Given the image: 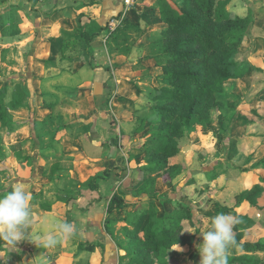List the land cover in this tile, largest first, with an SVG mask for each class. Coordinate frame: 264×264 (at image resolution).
I'll return each instance as SVG.
<instances>
[{"label":"rangeland","instance_id":"rangeland-1","mask_svg":"<svg viewBox=\"0 0 264 264\" xmlns=\"http://www.w3.org/2000/svg\"><path fill=\"white\" fill-rule=\"evenodd\" d=\"M158 4L159 0H134L125 17L121 10L108 23L88 26L92 33L107 24L93 41L87 43L79 36L76 42L67 41L63 50L66 34H79L74 11L68 13L67 23L55 24L49 33L41 27L42 17L53 8L39 10L31 0H0V13L15 6L20 18L18 35L2 38L0 34V85L9 84L7 100L16 84L29 90L12 111L22 128L10 131L0 126V194L16 186L30 191L31 221L53 212L57 220L75 228L71 208L79 213L89 210V199L82 208L76 200L101 178L107 181L103 187L107 195L121 192L125 198L123 207L105 213L101 222L113 218L117 238H127L123 223L147 201L136 193L142 178L138 166L145 164V155L128 158L145 144V131L136 133V128L139 118L150 114L149 93L161 86L162 70L155 63L153 47L160 34L153 14ZM85 10L92 17L100 6L93 2ZM226 10L250 21L239 56L241 75L225 84L233 96L221 103L223 115L204 127L199 123L197 131L188 129L180 139L181 152L174 162L182 172L172 182L161 179L159 193L198 206L201 230L211 228L217 214H231L239 221L233 228L235 241L248 234L264 243V183L259 178L264 177V0H229ZM254 110L260 116L252 115ZM251 115L253 122L247 121ZM98 118L104 125L96 123ZM115 181L120 182L119 190L110 191ZM251 198L262 208L254 206ZM44 202L53 203L51 210H44ZM155 204L161 216L173 209L161 199ZM198 227L193 223V231ZM202 242L200 232L192 245L176 250L181 264H199ZM234 254L247 253L238 246L236 253L229 250L230 258ZM249 255L264 264V251Z\"/></svg>","mask_w":264,"mask_h":264},{"label":"trees","instance_id":"trees-1","mask_svg":"<svg viewBox=\"0 0 264 264\" xmlns=\"http://www.w3.org/2000/svg\"><path fill=\"white\" fill-rule=\"evenodd\" d=\"M229 0H182L174 5L169 0H159L154 8V20L160 34L153 40L156 51L155 63L161 68V86L149 93L151 101L150 114L139 118L137 132H144L145 144L137 152L129 153V161L136 159L138 154L145 155V164L138 166L142 178L137 182V195L144 197L146 203L138 207L128 225L124 227V241H118L120 261L122 264H181L178 253L173 247L192 245L201 231L198 206L170 198L159 193L158 179L172 182L182 172V166L171 164L170 158L181 152L180 139L188 129L197 131L200 126H206L212 120H218L223 115L221 103L231 99L232 93L225 88L226 82L241 75L239 71V56L248 38L250 21L236 13L226 10ZM19 8L11 7L0 13V34L2 38L19 34ZM85 14L77 16L78 35L66 34L63 42L65 49L67 41H78L79 36L90 43L100 31L87 32L83 29ZM109 21H107L108 23ZM49 64L51 60L47 61ZM27 86L15 85L10 100L9 84L0 85V126L16 131L23 123L13 119L15 111L22 103V98L28 93ZM30 106V103H26ZM260 116L257 110L252 115ZM247 121L253 122V116ZM112 123L115 124L113 118ZM66 128V126L64 127ZM148 128V129H147ZM202 135V134H201ZM117 144V141L114 140ZM114 143V144H115ZM115 144V145H116ZM118 145V144H117ZM99 177L95 176V180ZM262 183L264 177L259 176ZM97 184L92 188L96 189ZM262 192V190H261ZM1 196V194H0ZM162 203L173 206L164 215L158 214L155 204ZM252 199V198H251ZM254 206L257 201L252 199ZM125 204L123 193L116 192L109 200L107 214L119 210ZM50 203L42 207L51 209ZM193 223L199 225L196 232L192 230ZM104 229L114 237L115 220L106 218ZM243 234L235 245L230 248L233 253L237 247L247 253L240 256H228L232 264H260V261L249 254L264 251V243L254 241ZM84 244H80L83 247ZM97 244L88 243L91 251ZM6 250L0 246V255ZM122 251L124 253H122ZM128 257L123 258V257Z\"/></svg>","mask_w":264,"mask_h":264},{"label":"crops","instance_id":"crops-1","mask_svg":"<svg viewBox=\"0 0 264 264\" xmlns=\"http://www.w3.org/2000/svg\"><path fill=\"white\" fill-rule=\"evenodd\" d=\"M33 5L36 4L39 10L45 8H53L50 10L48 15L42 17V29L48 30L52 33L53 26L55 24L62 25L64 22L70 20L68 13L74 11L76 13V18L79 14H85L83 19V29L89 32L88 26L94 23L100 25L104 22L109 21L113 16L119 13L123 8V0H118V5L114 6L113 2L115 0H31ZM97 2L100 6V11L92 14V17L87 13L85 8ZM86 27V28H85ZM93 33V32H92ZM94 53V50H91ZM96 62V61H95ZM94 65V64H93ZM97 88V85L94 84ZM103 120L98 118L96 120L97 124L104 125ZM95 132L93 143L96 144L99 140V135ZM94 135V133H93ZM91 159V158H90ZM176 156L170 158V163L174 162ZM98 180V179H97ZM98 186L96 189L84 190L80 199L76 200V205L80 208L84 207L83 201L87 200L91 203L89 210H84L79 213L80 210L71 208L73 219L77 222L75 227V234L69 238L58 237L60 240L52 248H40L37 247L35 243L30 240H24L16 245V248H10L6 246L5 242L0 241V246L6 248V250L0 255V264H122L120 261V251L117 245L118 241L117 232H114V237L107 233L104 229V223L101 222L105 213H107V206L112 195H107V191H104V186L107 185V181L99 178ZM161 179L157 181V189H160ZM111 187V188H110ZM112 191L113 187H117L118 191L120 187V182L115 181V183L110 184ZM122 187V186H121ZM115 192V191H114ZM113 192V193H114ZM87 195V196H86ZM139 198H144L139 196ZM53 203L51 202H44ZM52 207V206H51ZM42 208V207H41ZM138 208V207H137ZM136 208V209H137ZM43 209V208H42ZM54 209V208H53ZM45 210V209H44ZM51 210V209H50ZM53 211V210H52ZM101 212V217H99V212ZM76 214L81 216V220ZM57 219L53 212L44 213L41 219L37 220L33 218L31 221V226L27 229V233L30 234L33 231H41L44 228H50L51 222ZM123 225H128L127 222ZM84 244L80 247V244ZM88 243L97 244L95 249L91 251L87 247Z\"/></svg>","mask_w":264,"mask_h":264},{"label":"clouds","instance_id":"clouds-1","mask_svg":"<svg viewBox=\"0 0 264 264\" xmlns=\"http://www.w3.org/2000/svg\"><path fill=\"white\" fill-rule=\"evenodd\" d=\"M32 194L21 186L0 196V241L6 246L16 248L19 242L30 240L40 248H52L60 242L58 237L69 238L75 234L74 225L67 221L54 219L50 228L27 233L32 219ZM239 221L231 214H217L212 218L211 228L201 230L202 243L198 245L201 256L199 264H228L229 250L235 245L234 225ZM196 232L185 229L181 233ZM174 250L183 251L177 243Z\"/></svg>","mask_w":264,"mask_h":264},{"label":"built area","instance_id":"built-area-1","mask_svg":"<svg viewBox=\"0 0 264 264\" xmlns=\"http://www.w3.org/2000/svg\"><path fill=\"white\" fill-rule=\"evenodd\" d=\"M133 4H134V0H123V8H122V13H124L122 14L123 17H125L124 15L131 10Z\"/></svg>","mask_w":264,"mask_h":264}]
</instances>
